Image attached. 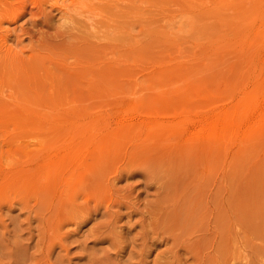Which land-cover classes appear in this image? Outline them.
<instances>
[{
  "label": "rangeland",
  "instance_id": "1",
  "mask_svg": "<svg viewBox=\"0 0 264 264\" xmlns=\"http://www.w3.org/2000/svg\"><path fill=\"white\" fill-rule=\"evenodd\" d=\"M0 264H264V0H0Z\"/></svg>",
  "mask_w": 264,
  "mask_h": 264
},
{
  "label": "bare ground",
  "instance_id": "2",
  "mask_svg": "<svg viewBox=\"0 0 264 264\" xmlns=\"http://www.w3.org/2000/svg\"><path fill=\"white\" fill-rule=\"evenodd\" d=\"M61 7V6H60ZM242 102V101H241ZM243 103V102H242ZM243 106V105H242ZM217 114V113H216ZM217 116H219V115H217ZM217 116H215V114H213V117H210L209 119H208V121H207V124L209 125V126H213V125H216L217 123H218V120H219V117H217ZM206 120V119H205ZM235 121V120H234ZM206 124V125H207ZM205 125V124H204ZM259 126V125H258ZM229 127V126H228ZM234 127V126H233ZM230 129H231V127H230Z\"/></svg>",
  "mask_w": 264,
  "mask_h": 264
}]
</instances>
